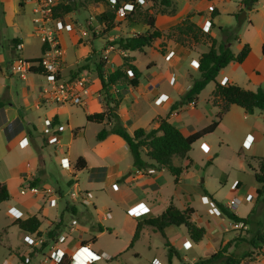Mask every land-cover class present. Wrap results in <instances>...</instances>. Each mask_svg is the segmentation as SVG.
<instances>
[{
    "label": "crops",
    "instance_id": "crops-1",
    "mask_svg": "<svg viewBox=\"0 0 264 264\" xmlns=\"http://www.w3.org/2000/svg\"><path fill=\"white\" fill-rule=\"evenodd\" d=\"M236 1L234 7L225 8L224 4H229L230 0H171V6L163 11H153L155 27L166 32L190 14V21L200 29L201 40H191L189 44L183 46L171 38L161 36L142 51H126L122 50L115 41L120 37L143 33L148 28L143 23L128 22L125 16L119 18V8L127 2H120L113 24L107 29L96 16L110 8L113 3L110 0L96 2L78 0L74 10L57 17L71 24L70 30H58L62 55L57 77L66 80L81 76L87 80L88 93L83 97L82 104L75 105L58 104L45 99L43 90L49 83L38 67H35L25 78L19 76L16 78L13 73H9L11 61L17 55V44L20 45L19 54L27 60L40 58L43 44L31 24L35 0H0V183H4L9 192V198L0 202V205L4 204L5 216L10 219V225L17 226L13 224L16 219L35 215L41 222L39 231L42 232L51 229L59 222L56 240L50 249H54L57 255L64 254L63 264H69L71 254L80 245L88 246L102 254L99 260L92 263L98 264L102 260L110 261L111 258L107 257L113 256L106 247L98 243V239L106 233L118 235L123 230L120 224H124L129 231L125 230L126 234H129L128 245L131 247L134 242L132 245L130 242L136 225L141 220L159 215L171 203L180 209L192 207L188 194L180 185L181 174L187 169L179 176L172 175L176 183L173 182L168 186L169 173H165L167 172L165 168L149 166L145 169H137L133 165L128 146L119 135L107 130V135L103 139H96V134L102 127H109L105 120L102 123L86 120L87 114L98 113L104 109L102 101L104 92L96 67L101 63L106 77L110 71L122 64V57L127 55L133 57L132 63L140 70L137 86L107 87L108 94L118 101L116 112L120 123L130 133L139 127L145 130L155 128L158 125V118L166 117L169 122L180 128L184 135H188L209 124L218 110L210 99V93L214 88L213 82L208 95L202 100V108L198 106L204 89L198 94L195 104L179 103L193 79L200 76L198 68L191 66L190 62L195 60L197 63L200 55L208 50L210 42L205 36L214 38L217 45L223 38L222 29L233 27L220 22L218 18L221 12L232 17L237 11L244 10V17H247L250 11L259 12V9L264 8V0H257L250 7L244 4V0ZM144 4L143 7H153L150 1ZM160 8L162 9L161 6ZM77 9H84L86 12L81 22L75 18ZM128 13L129 11L126 10V14ZM207 22L210 27L208 31H204L203 26ZM226 22L230 23L229 20ZM248 30L243 34L237 32L236 38L228 45L234 53H237L244 44H248L250 53L241 63H228L220 70L216 80L222 84L236 83L249 90H255L257 87L264 89L262 54L264 27L251 23ZM137 54L145 57L142 64H139ZM124 100L129 101L131 109L123 108ZM172 105H176L174 109H171ZM183 110L191 112L192 115L202 114L205 120L203 125L197 129L186 130L190 127L182 118ZM46 119L50 120V125L44 123ZM216 130H222L223 137L227 140H230L229 137L238 138L241 148L242 143L249 136V141L247 140V145L243 144V148L252 151L253 154L250 155L254 160L255 157L264 156V111L256 109L248 114L242 108L232 105L219 121L214 131ZM21 139H24L23 147L19 146ZM77 157H83L86 163V167L78 171L74 168ZM187 157L181 158L185 160L184 163L179 161V157H173V163L186 167ZM81 173H85L89 182L94 183L92 186L94 192L99 191L107 197V204L96 205V196H90L85 186L81 188L79 183ZM60 180L68 184L69 188L73 189L77 186L85 193L88 203L82 204L77 199H64V192L58 182ZM28 185L49 187L55 191V194L47 196L30 191L21 194L20 190ZM259 186L249 188L243 197L248 201V204H245L247 207L245 212L237 211L241 203L240 196H235V201L231 204L223 205L239 217L256 215V205L259 204L258 202L263 204V201H259L261 197H257L256 194ZM21 195L23 197H20ZM203 195L207 196V194ZM12 198L14 201L11 203ZM213 201L215 203L216 200ZM110 208L116 212L114 216ZM210 208H207L208 211ZM107 212L110 213V217L106 216ZM195 213L193 208L191 220L205 228L203 238L198 242L192 241L184 225L165 227L162 237L171 240L169 243L165 240L168 244L166 246L168 249L170 247L171 251L169 253L167 251V256L161 260L162 264H174L172 256L180 257L179 252H183L181 261L186 264L185 241L190 243L188 247L190 250L194 243L198 245L207 238L210 243L209 249L206 250L207 254L200 256L206 257L237 236L238 231L232 220L229 226H226L222 220H218L213 225L206 220L203 224L201 219L194 216ZM61 220H65L66 224L60 229ZM250 221L253 222L251 219ZM257 221L256 219L255 222ZM97 225L102 226L103 231H95L93 227ZM171 226L184 230L182 233L184 237L181 240L175 238ZM147 228L155 230L147 224H142L138 237ZM226 231H232L234 234L225 235ZM28 234L34 240L42 238L34 233ZM23 248L25 249L22 254L28 258V262L19 259L22 263L56 264L47 258L49 248L44 252L35 253L31 252L27 243ZM39 255L41 256L33 261ZM192 255L190 264L198 259L196 254ZM239 264H264V246L261 254L253 253L250 258Z\"/></svg>",
    "mask_w": 264,
    "mask_h": 264
},
{
    "label": "trees",
    "instance_id": "trees-1",
    "mask_svg": "<svg viewBox=\"0 0 264 264\" xmlns=\"http://www.w3.org/2000/svg\"><path fill=\"white\" fill-rule=\"evenodd\" d=\"M85 1H100V0H85ZM125 1L133 5V9L125 15L128 22L143 23L148 26L147 30L140 34H135L128 37H120L115 41L116 44L126 51H142L145 47L150 46L152 42L161 36L171 38L174 42L180 45H187L188 42L200 41L202 38L199 27L190 21L189 17L182 20L180 23L170 27L166 32H162L154 25V16L152 6L143 7L137 0H116L110 8L99 13L96 18L98 21L103 22L105 28H111L113 19L117 14L120 2ZM152 2L154 5H160L163 11L166 7L171 6V0H145ZM210 1V0H208ZM251 1L253 4L257 0H244V4L247 5ZM75 0H60L54 10V17L63 15L75 9ZM215 11V9H213ZM237 16V14H235ZM222 40L216 45L214 38L206 35V39L209 40L208 50L203 52L197 62V68L200 73L198 78L193 79L192 84L188 90L182 95L179 103L195 104L198 94L209 82L214 83V88L210 93V99L214 106L218 108L215 117L206 126L191 132L188 135H184L180 128L172 124L166 117L158 118V125L155 128L145 130L144 128H136L131 133L120 123L119 116L116 112L118 107V101L113 99L108 94L107 87L109 85H120L135 87L139 82L141 75L140 70L132 63V56H123L122 64L110 71L107 76L102 71V64L98 63L96 70L97 76L100 80L101 87L103 89V111L93 114H87L86 120L96 123H102L104 120L109 124L108 128L102 127L96 134V139L101 140L107 135V130L111 133H115L122 137L126 142L128 149L133 158V165L137 169H145L149 166H157L165 168L171 175L179 176L184 170H186L191 164L192 160L187 157L188 152L191 150L195 141L199 140L203 136L214 131L221 118L228 112L232 105H236L244 110L245 113L251 114L254 110L259 109L264 111V89L257 87L255 90H249L241 87L236 83L226 82L221 84L216 80L220 70L230 62L241 63L250 53V47L248 44H244L237 53H234L228 43L236 38V34L229 28L222 29ZM44 51V47H43ZM262 54L264 56V46L262 47ZM40 59L32 60L38 62ZM127 69L130 70L129 75ZM38 70H42L38 66ZM176 105H172L171 109H174ZM173 157H181L188 160L187 166L182 167L173 163ZM257 162L254 169V178L260 186L256 189L257 197L264 198V156L255 157ZM153 164V165H152ZM86 167V163L83 157H77L75 160L74 168L76 171ZM9 198V192L4 183H0V202ZM215 205L220 210V213L227 216L233 222H240L242 224H248L250 222V214L247 217H239L225 207L222 203L215 201ZM252 212V211H251ZM193 208L190 206L180 209L169 204L159 215L141 220L137 223L134 234L132 236L130 245L137 239L142 224H147L154 229L158 230L162 236H164L163 229L170 225H184L189 238L194 241H200L204 234L205 228L195 224L191 220V214ZM40 220L35 216H29L24 219H16L14 225H17L19 229L41 236L39 231ZM95 231H103V227L97 225L93 227ZM59 230V222L55 224L51 229L45 232V238L55 240ZM240 241H245L249 250L237 254L234 250ZM45 244V242H44ZM168 246V244H166ZM264 246V227L255 230L247 238L237 236L225 244L214 253L200 257L194 261L193 264H239L241 261L250 258L253 253L261 254ZM233 247L232 251H228V248ZM171 251L170 247L168 253Z\"/></svg>",
    "mask_w": 264,
    "mask_h": 264
},
{
    "label": "rangeland",
    "instance_id": "rangeland-1",
    "mask_svg": "<svg viewBox=\"0 0 264 264\" xmlns=\"http://www.w3.org/2000/svg\"><path fill=\"white\" fill-rule=\"evenodd\" d=\"M75 2L78 5V0H75ZM236 4V0H230V3L224 4V7L232 8ZM142 5L145 4L143 3ZM153 8V11L161 9L160 5L157 4L154 5ZM259 10V12H256V10L250 11L247 17L241 19L240 23H238V17L241 14L239 11L235 13L237 16L234 14L232 17L228 16L224 12H221L218 19L220 22H224V25H232L233 27H229V29L234 35L237 32L243 34L249 31L248 29L250 28L251 23L256 24V26L258 25L260 27H264V8ZM85 16L86 12L84 9L76 10L75 18H77L79 22H81ZM226 20H229L230 23H227ZM31 24H33V22H31ZM213 32L215 33L216 30ZM233 47H235V44H233ZM137 58L139 64H142L143 60H145V57L142 54H137ZM190 65L194 68H197V63L195 60L190 62ZM196 74L197 76L199 75L198 72H196ZM13 76L19 78L16 74H13ZM211 86L212 82L208 83L204 88L200 96L201 103L198 108H202V100L208 95ZM123 106L124 109H131L128 100L123 101ZM181 114L182 118L189 124L188 127H190L186 130H191L192 128L197 129L198 127L202 126L205 121L202 114L192 115L191 112H187L186 110L181 111ZM223 135L224 134L222 130H216L195 141L191 150L187 154L192 160V164L187 168L185 173L183 172L181 174L180 177V185L184 192L188 194L190 205L195 209L196 213L194 216L201 219L203 224L206 220L210 222V225L216 224L218 220H222L226 226H229L232 222L231 219L223 214L220 216L215 215L208 211L207 208L215 205L213 200L226 205V203L231 204L232 201H235V196H240L241 203L239 202L240 204L237 207V211L243 213L247 208L245 207V204H248V201H245L243 197L246 195L249 188H252L256 185L259 186V184L254 179V169L256 168L257 162L254 160V158H252V155H250L253 154L252 151L250 150V152L244 149L243 143L241 148L240 140L238 138L229 137L230 140H227L223 137ZM178 159L179 161H182V163L185 162V160L181 159V157ZM165 173L169 172L167 171ZM167 176L169 183L168 186H171L173 182L176 183L174 177L170 173L167 174ZM58 182L64 192L63 198L71 200L69 196L66 195V193L72 188H69V185L63 182V180ZM79 183L81 188L82 186L86 187L90 193V196H96V205L101 206L103 204H107V197L99 191H93L92 186H94V183L89 182L85 173L80 174ZM11 184L13 185V183ZM52 184L55 185L54 182ZM90 189L92 191H89ZM203 194H207L208 197H206L208 198V202L203 201V196H205ZM201 195L203 196L201 197ZM20 197H23V195ZM13 201L14 198H12L10 202L12 203ZM259 201H263V204L258 202L259 204L256 205V215L250 214V219L253 220V222L250 221L247 226L239 222L238 227L235 228L238 231L237 236L247 238L255 230L264 227V198H261ZM110 211L113 216L116 214L113 208H110ZM256 219L258 220L257 222H255ZM9 220L10 219L6 218L5 216L4 204L0 205V264H25L21 262H28V258L22 254L24 252L23 250L25 249L23 248V245L25 244L24 236H28L29 234H26L17 226L10 225ZM65 224L66 221L61 220L60 229L63 228V225L65 226ZM119 226L122 227L123 230L119 232L118 235L106 233L98 239V243L106 247L109 252H111V255H113L107 257L111 258L110 261L106 262L105 260H102L99 261L98 264H153V260L154 264H162L161 260L167 256L168 251L165 240H167L169 243L171 242L170 239H164L161 233L156 229L151 230V228H147L143 231V233L140 234L138 239L135 240L133 245L130 247L128 245V240L130 237H128L129 234H126L125 232V230L128 231V229L124 224H120ZM171 229H173L176 239L181 240V238L184 237V235H182L184 230H178L175 228V226H171ZM45 231L46 230L41 232L42 242L28 244L32 253L44 252V250H47L48 248L50 249V246L55 242L56 238L55 240L45 238ZM233 234L234 233L232 231L225 232V235L228 236ZM170 245L171 244H169V246ZM209 246L210 243L207 241V238H205L198 245H195L194 243L192 249L190 250L185 247L184 249L187 250L185 253V256L187 257L185 263L190 264L193 256L192 254H196V258L207 254L206 250L209 249ZM232 249L233 247H230L228 248V251H232ZM249 249L250 248L245 241H240V243L234 248L237 254H241ZM190 252L192 254H190ZM178 254L180 257H177L176 255L172 256L173 263L183 264L184 261H181L183 252H179ZM40 256L41 255L36 256V259L34 258L33 261L37 260ZM19 259L21 261H19ZM77 262L78 264H83L84 259L81 257Z\"/></svg>",
    "mask_w": 264,
    "mask_h": 264
},
{
    "label": "built area",
    "instance_id": "built-area-1",
    "mask_svg": "<svg viewBox=\"0 0 264 264\" xmlns=\"http://www.w3.org/2000/svg\"><path fill=\"white\" fill-rule=\"evenodd\" d=\"M60 0H35V7L33 9L32 22L34 24V31L40 38L43 44L44 51L39 58L38 62L32 60H27L19 54L20 45H16L17 55L13 58L10 64V70L13 74L18 75L20 78H25L35 67L40 66L43 70L44 75L48 80V87L43 90L45 99L58 103V104H75L80 105L83 103L85 94L88 93V85L85 77H75L72 79H59L57 77L58 66L60 63V58L62 55V49L58 39L59 29H71V24L68 22H63L62 20L54 17V10L56 5ZM116 0H110V2L115 3ZM140 4L145 3V0H137ZM133 9V5L129 2L125 3L122 8H119L118 16L123 18L126 14V10L130 11ZM210 27L209 22L205 23L203 26L204 31H208ZM128 74L131 72L127 69ZM222 84V83H221ZM192 104V103H190ZM46 125H50V120H44ZM243 144L247 145V140L249 136L246 137ZM23 140L19 142V146L23 147ZM249 141V140H248ZM26 191L32 193H42L43 195L55 194V191L49 187L40 188L37 186L28 185L20 190L21 194ZM71 199H79L82 204H87L88 201L85 197V193L80 191L77 186L73 188L69 194ZM203 201L208 202V198L203 196ZM210 212L214 214H220V210L216 205H212L209 209ZM14 213V212H13ZM107 217H110V213H106ZM235 226L238 227V223L234 222ZM25 243L35 244L40 243L42 240L40 238L34 240L30 236L24 238ZM186 247H190L188 241L184 242ZM84 259L83 264H92L102 257L101 253L93 251L88 246L80 245L72 254L68 261L69 264H78L79 258ZM49 260H53L56 264H63L64 254H56L54 249H50L48 253Z\"/></svg>",
    "mask_w": 264,
    "mask_h": 264
},
{
    "label": "water",
    "instance_id": "water-1",
    "mask_svg": "<svg viewBox=\"0 0 264 264\" xmlns=\"http://www.w3.org/2000/svg\"><path fill=\"white\" fill-rule=\"evenodd\" d=\"M251 3H252V2L249 1V3H248V7L251 6ZM244 16H245V11L241 12L240 16L238 17V23L241 22V19H243ZM133 168H135V167H133Z\"/></svg>",
    "mask_w": 264,
    "mask_h": 264
}]
</instances>
